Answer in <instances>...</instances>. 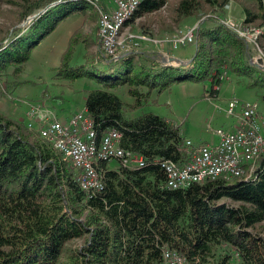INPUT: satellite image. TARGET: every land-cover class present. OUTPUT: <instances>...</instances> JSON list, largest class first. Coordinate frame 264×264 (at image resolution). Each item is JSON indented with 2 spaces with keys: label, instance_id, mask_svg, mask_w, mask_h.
<instances>
[{
  "label": "trees",
  "instance_id": "obj_1",
  "mask_svg": "<svg viewBox=\"0 0 264 264\" xmlns=\"http://www.w3.org/2000/svg\"><path fill=\"white\" fill-rule=\"evenodd\" d=\"M45 5L42 0L22 4L20 20ZM86 5L62 0L45 6L24 32L1 41L0 76L8 69L12 76L20 74L41 38L65 17L85 12ZM160 6L140 0L124 25ZM256 7L243 23L261 28L262 40L264 4L258 0ZM194 8L190 0L176 7L183 16ZM78 34L69 38L57 76L91 81L84 111L96 139L107 130L119 131L120 146L145 164L127 169L101 163V189L90 193L79 185V170L50 142L0 113V264H165V249L180 254L185 264H264V152L250 178L220 175L170 189L161 161L183 165L191 158L179 127L151 112L126 117V111H136L154 92L174 84L206 80V97L216 96L225 73L264 90V72L250 63L246 42L213 21L196 32L195 52L186 65H163L142 53L108 59L100 47L77 59Z\"/></svg>",
  "mask_w": 264,
  "mask_h": 264
},
{
  "label": "rangeland",
  "instance_id": "obj_2",
  "mask_svg": "<svg viewBox=\"0 0 264 264\" xmlns=\"http://www.w3.org/2000/svg\"><path fill=\"white\" fill-rule=\"evenodd\" d=\"M38 1L0 0V42L3 41L4 44L6 40L15 37L17 32H24V27L33 15L41 14L45 6L50 7L62 0H42L46 4L44 8L36 10L25 20H20L22 4ZM85 1L88 3L85 12L65 17L50 34L41 38L20 74L12 76L8 69L6 74L0 76V113L27 123L26 113L31 105L48 108L60 120L84 110L85 94L93 84L86 79L72 82L61 79L57 76L56 67L59 65L60 48L65 41L67 46L69 38L76 30L79 32L74 53L77 59L81 55L95 54L99 49L97 9L110 10L113 5L111 0ZM156 1L161 5L156 11L137 17L123 27V39L130 34L136 37L144 35L151 40L141 41L132 37L126 39L124 45L132 54L151 51L164 57L188 61L195 52L198 41L196 32L217 21L239 38L248 39L245 44L251 61L257 58L264 60V39L259 38L261 28L256 24L243 23L247 12H258V0H190L195 8L189 16H183L176 9L181 0ZM260 1L264 4V0ZM224 23L232 25L228 27ZM234 29L241 32L245 30L246 36H240ZM189 30H193L192 40L184 45L177 43L174 47L175 40ZM255 30H258V34L254 33ZM38 31L41 32V28ZM249 80L225 73L218 93L213 97H206V92L210 89V83L206 80L174 84L160 94L154 92L150 100L136 111H126V117L132 118L143 112H151L178 126L182 137L190 141L192 147L204 143L213 144L217 131L232 130V124L240 112V104H256L258 112L264 114V90L247 86ZM116 93L124 101L132 102L124 92ZM233 99L238 100L239 105L235 107L233 114H228L227 105ZM108 167H117L116 161H109Z\"/></svg>",
  "mask_w": 264,
  "mask_h": 264
},
{
  "label": "built area",
  "instance_id": "obj_3",
  "mask_svg": "<svg viewBox=\"0 0 264 264\" xmlns=\"http://www.w3.org/2000/svg\"><path fill=\"white\" fill-rule=\"evenodd\" d=\"M111 3L113 7L110 10L97 9V36L101 55L108 59H117L130 52L124 45L126 39L132 37L141 41L151 40L144 35L133 37L130 34L122 38L124 24L137 11L140 0H111ZM224 24L228 27L232 25ZM236 32L240 36H246L245 30ZM254 33L258 34V30ZM192 37L193 30H189L175 40L174 47L177 43L184 45ZM237 105L238 100H230L227 113L233 114ZM240 107L236 116L238 127L231 131H217L216 143L192 147L190 141H185L191 152L187 163L178 165L169 160L161 161L166 176L165 187L183 189L220 175L226 178L251 177L256 158L264 152V114L258 112L256 104H240ZM26 114L28 129L32 130L37 126L35 131L39 137L46 139L55 150L69 159L79 170L77 180L80 187L90 193L101 189V163L113 160L117 167L127 169H137L145 164L140 155L120 146L119 131L107 130L97 140L93 122L84 110L71 115L65 121L58 119L48 108L39 105H31ZM162 256L165 264H185L183 257L175 251L165 249Z\"/></svg>",
  "mask_w": 264,
  "mask_h": 264
},
{
  "label": "water",
  "instance_id": "obj_4",
  "mask_svg": "<svg viewBox=\"0 0 264 264\" xmlns=\"http://www.w3.org/2000/svg\"><path fill=\"white\" fill-rule=\"evenodd\" d=\"M36 15H33L32 18H34ZM31 20V19H30ZM188 61H181L178 58H172V57H163L161 60V63L163 65H186ZM250 63L256 66L257 68L261 69L264 72V63L263 60L260 58H257L255 61H251Z\"/></svg>",
  "mask_w": 264,
  "mask_h": 264
},
{
  "label": "crops",
  "instance_id": "obj_5",
  "mask_svg": "<svg viewBox=\"0 0 264 264\" xmlns=\"http://www.w3.org/2000/svg\"><path fill=\"white\" fill-rule=\"evenodd\" d=\"M65 47H66V41L64 42V44H63V46L60 48V50H61V54H62V52L64 51V49H65ZM61 54H60V56H61ZM142 54H145V55H149L151 58H153V59H156L158 62H160L161 63V60H162V58L164 57V55H162V54H160V53H153V52H151V51H146V52H142ZM60 56H59V58H60ZM71 116V115H70ZM70 116H67V117H65V118H63V120L62 121H65V120H67ZM238 127V123H237V118H236V120L233 122V124H232V130H235L236 128ZM231 131V130H230ZM217 142V138H216V141H215V143Z\"/></svg>",
  "mask_w": 264,
  "mask_h": 264
},
{
  "label": "bare ground",
  "instance_id": "obj_6",
  "mask_svg": "<svg viewBox=\"0 0 264 264\" xmlns=\"http://www.w3.org/2000/svg\"><path fill=\"white\" fill-rule=\"evenodd\" d=\"M190 152V151H189ZM191 154V153H190ZM175 163V162H174ZM185 189V188H184ZM162 258V257H161Z\"/></svg>",
  "mask_w": 264,
  "mask_h": 264
}]
</instances>
